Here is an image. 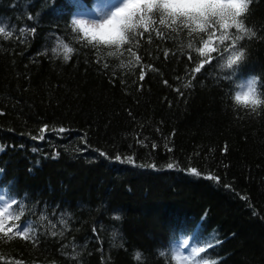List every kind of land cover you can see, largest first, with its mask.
Wrapping results in <instances>:
<instances>
[{
  "label": "trees",
  "instance_id": "1",
  "mask_svg": "<svg viewBox=\"0 0 264 264\" xmlns=\"http://www.w3.org/2000/svg\"><path fill=\"white\" fill-rule=\"evenodd\" d=\"M96 1L0 0L16 29L0 39V191L24 203L0 233V264H170L160 253L177 233L206 248L215 233L202 255L217 264H264V106L231 100L249 74L264 93V0H251L241 19L254 35L235 49L234 28L167 27L158 10L129 44L89 45L70 24ZM58 37L75 49L68 63L50 50ZM232 50L243 61L221 71ZM27 219L25 240L14 233Z\"/></svg>",
  "mask_w": 264,
  "mask_h": 264
},
{
  "label": "clouds",
  "instance_id": "2",
  "mask_svg": "<svg viewBox=\"0 0 264 264\" xmlns=\"http://www.w3.org/2000/svg\"><path fill=\"white\" fill-rule=\"evenodd\" d=\"M142 0H124L123 4L111 11L103 19L85 18L73 16L71 19V28L75 33L86 32L87 40L90 44L100 47L107 46L112 47L113 45H119L120 42H126L127 34L130 31H134L136 24L132 20V13L134 10H138ZM150 3V0H149ZM166 6L173 13H182L191 15L192 19L200 22L207 15L209 17L208 24H214L218 22V17H212L211 12L215 5L209 4H189L186 0H165ZM126 5V7L124 6ZM205 24L201 31L208 27ZM13 29H9L6 20L0 22V39L9 40L13 37ZM211 35V34H209ZM243 37H241L242 39ZM211 41L205 42L209 44ZM51 52L57 57L62 59L64 63H68L71 56L74 54L75 49L73 46L64 40L63 37H58L53 41ZM234 53H230L223 58L219 64L221 71H232L238 70L240 63L244 58L230 63V57ZM231 100L234 107L256 109L264 106V93L259 88V77L253 74H249L246 77H241L239 80L234 79L233 91ZM161 253L167 256L170 264H188V261H182L185 256L191 257L190 251H184L181 246V235L176 234L175 239L169 244L166 250ZM137 254L140 251L137 250L134 253L133 259L137 260ZM179 256L181 259H177ZM192 264H214V261L209 260L206 257H201L199 254Z\"/></svg>",
  "mask_w": 264,
  "mask_h": 264
},
{
  "label": "snow or ice",
  "instance_id": "3",
  "mask_svg": "<svg viewBox=\"0 0 264 264\" xmlns=\"http://www.w3.org/2000/svg\"><path fill=\"white\" fill-rule=\"evenodd\" d=\"M189 4H213L215 7L213 8L211 12L212 17H218V24L224 29L225 33L229 29L234 28L240 35L236 36L235 39H231L229 36L224 35L221 37V41L229 40L231 39V45L235 49V46L238 41L243 40L245 36H251L254 35L249 29L245 27V24L241 17L244 16V14L248 11V6L251 2V0H186ZM126 7V5H124ZM119 8V7H118ZM154 10H158L162 14V18L159 20V23L161 25H165L167 27H172L173 24H176L179 22L181 25H183L185 28L191 27L192 32H196L198 29L201 30L205 24H208L209 17L206 15L202 21L197 22L196 20L192 19L191 15L189 14H182V13H173L165 3V0H142L140 7L138 10H134L132 13V20L136 24L135 30L137 28H144L145 31H148L149 24L153 23L150 13H153ZM31 19V17H29ZM171 21V23H169ZM212 24H208V27ZM135 30L130 31L135 35ZM13 31H16V29H13ZM35 29H32V33L34 34ZM73 31V30H72ZM21 33H23V29H21ZM75 33V32H74ZM85 37H87L86 32H81ZM141 35H143L141 33ZM157 35H159V32H157ZM241 37H243L241 39ZM87 43L91 45L88 40ZM129 37L127 34V40L126 42H120L119 45H113L116 48H120L121 46L125 44H129ZM211 43V42H210ZM209 44H204L203 49H201V52H204L205 50L209 49ZM213 52L216 51L215 48L211 49ZM129 51H131V48H129ZM233 54L232 57H230L229 62L235 63L236 61L244 58V52L242 50H232ZM111 55H116V53H111ZM165 57H167L168 53H164ZM218 63L220 59H223V57H218ZM136 60L139 61V56H136ZM189 60H191V57H189ZM131 64V61L129 62ZM204 63H210V61H205ZM204 63H201L200 67H196L194 69V73H200L201 70L204 67ZM106 67V65H105ZM121 67H124L122 64ZM144 74H141L140 79L143 80ZM167 83V81H165ZM180 95H183L182 92H180V89H175ZM2 114V113H0ZM155 145H153V148ZM226 151V149H225ZM119 159V158H117ZM129 163H132L131 160L128 161ZM155 168V166H152ZM169 169L173 168V165H168ZM190 174H194L199 176L200 174L197 172L196 169H191ZM205 179L214 180L216 182H219L220 178L218 176H212L208 175L206 177H203ZM230 187V186H226ZM26 195V194H25ZM19 205V215L15 216V219L17 221L20 220L21 216L24 215V203L22 200L17 199L16 195L12 190H10L9 187H4L3 192L0 193V233H4L7 235L8 233L13 232L12 227H6V224L10 222L13 219V213L11 209L13 208V205ZM45 219L44 216H40L39 220L43 222ZM115 219H119V217H115ZM63 223V221H61ZM33 221L31 219H27L24 221L22 226H19L17 230L15 231V236L21 237L25 240L29 239V234L33 232ZM95 231V230H94ZM52 235H55V232L52 233ZM113 236L115 237V233H113ZM195 242L197 245L201 243L198 236H193L191 240L186 237L181 238V246L183 247L184 251L188 252L190 251L191 257L185 256L183 259L185 261H188V264H192V262L197 258L198 254L201 257H204L202 254L210 255V249L214 248L217 243H221V241H218L216 238L215 233L211 235V237L208 240L203 241L204 244L207 245L206 247L203 246H192V243ZM215 242V243H214ZM162 256H164L163 253H160ZM141 255L137 254V260H140ZM177 259H181L179 256H177ZM214 264H217L216 261H214Z\"/></svg>",
  "mask_w": 264,
  "mask_h": 264
},
{
  "label": "rangeland",
  "instance_id": "4",
  "mask_svg": "<svg viewBox=\"0 0 264 264\" xmlns=\"http://www.w3.org/2000/svg\"><path fill=\"white\" fill-rule=\"evenodd\" d=\"M123 2L124 0H98L93 4L90 10L79 12L75 16L85 17V18L103 19L107 15H109L111 11L120 7L123 4ZM192 246H198V245L196 243H192ZM182 261H184L183 258H182Z\"/></svg>",
  "mask_w": 264,
  "mask_h": 264
}]
</instances>
